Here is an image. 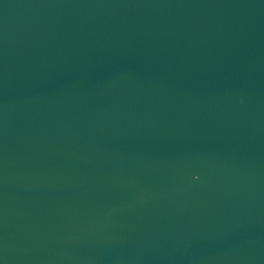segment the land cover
<instances>
[{"label": "water", "instance_id": "obj_1", "mask_svg": "<svg viewBox=\"0 0 264 264\" xmlns=\"http://www.w3.org/2000/svg\"><path fill=\"white\" fill-rule=\"evenodd\" d=\"M0 264H264V0H0Z\"/></svg>", "mask_w": 264, "mask_h": 264}]
</instances>
